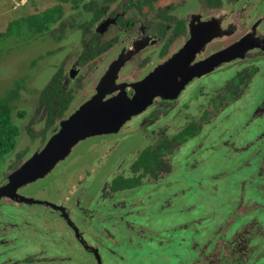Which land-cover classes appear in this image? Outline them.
I'll list each match as a JSON object with an SVG mask.
<instances>
[{"label":"rangeland","instance_id":"374dc122","mask_svg":"<svg viewBox=\"0 0 264 264\" xmlns=\"http://www.w3.org/2000/svg\"><path fill=\"white\" fill-rule=\"evenodd\" d=\"M87 1L76 6L72 0H0V101L12 107L13 120L20 128L15 150L0 163V183L20 162L11 163L16 159V152L27 151L29 156L42 145L45 124L39 94L51 77L60 69L65 72L70 68L81 52L85 38L83 25L91 19L90 12L82 6ZM115 1L96 0V5ZM169 1L181 0H160L159 3L164 5ZM55 6L62 8V14L49 30L37 32L31 27L33 14ZM101 69L98 65H85L79 70L70 84L74 93L73 109L92 94ZM263 81L264 71L251 84L252 96L247 93L249 90L244 92L233 106L236 109L215 117L204 127L202 139L201 132L180 145L173 155L175 176L181 178V186L183 163L189 165L190 173L186 175L192 179L187 192L189 204L183 206L184 194H180L169 200L170 208L166 199H162L155 209L115 212L108 222L112 224V236L100 247L102 264H200L199 246L194 249L191 239L199 235L214 238L220 221L234 219L236 225L248 226L250 234L264 233V132H261L264 117L254 116L257 110L254 102L262 96ZM117 138L120 141L114 148L99 136L79 142L73 151L78 146L84 147V155L74 153L46 178L21 187V194L55 202L56 188H60V193L67 189L57 178L64 164L70 169L78 166L81 173L83 162H87L96 172L90 180L95 185L101 184L106 175L128 163L129 159L121 158L132 156L139 145V137L133 133L122 141L121 136ZM247 139H251V147L240 148L246 145ZM88 153L91 156L87 157ZM99 157L104 160L103 167L98 165ZM71 175L72 171L67 176ZM83 195L81 203L87 204L88 192ZM90 196L91 203L102 204L98 196L91 193ZM96 208L100 211L96 216L98 221L109 219L101 212V205ZM131 219L140 220L142 230L126 222ZM93 222V225L98 223L96 219ZM8 223L17 224L16 228L9 230L5 226ZM184 223L187 228L182 227ZM204 224L207 228L196 231L195 226ZM60 229L63 224L56 212L46 206L18 203L6 197L0 199V236L4 240L0 245V264H98L95 257L80 248L73 257H53L56 250L53 241L62 238ZM37 253L35 260L26 258ZM256 264H264V258Z\"/></svg>","mask_w":264,"mask_h":264},{"label":"flooded vegetation","instance_id":"af4514ba","mask_svg":"<svg viewBox=\"0 0 264 264\" xmlns=\"http://www.w3.org/2000/svg\"><path fill=\"white\" fill-rule=\"evenodd\" d=\"M117 1L114 4L112 2L106 5L95 4L93 9H88L91 19L89 24L83 25L85 38L81 52L70 68L65 72L60 69L55 73H60L62 87L71 91L73 99L74 93L70 89V84L82 67L85 65L102 67L99 76L97 75L99 80L109 64L121 53L126 54L132 46L141 45V48L131 54L122 64L116 78L119 88L114 89L110 94L114 95L122 88L128 96H133L134 85L178 53L191 39L192 32L202 24L208 23L205 26L207 31L216 27L218 32L200 48L191 64L198 63L210 55L224 50L244 36H248L249 49L244 53V57L235 56L223 60L209 72L194 76L176 97H155L144 111L127 121L119 132L98 135L104 139L110 137L105 140L111 148L119 143L120 139L117 138L119 136H121V141L132 133L139 137V145L134 154L121 158L125 161L129 159L128 163L121 170L113 172L110 176L106 175L107 177L103 178L101 184L95 185V181L90 180L89 177L95 175L96 172L94 173L93 166L85 164L87 162H83L81 173L78 172V166L70 169L66 168L67 165L64 164L58 172L57 178L61 183L66 184L67 189L60 193V188H56L55 192L58 193L56 201L48 200L62 209L54 208L45 202L35 203L56 212L58 221L63 224V229L59 231L62 233L61 240L53 241L56 248L53 257H73L80 248L91 254L96 260H98V255L101 259L100 247L105 246V241H109L112 236V224L108 222L117 211L126 209L127 212L136 213L143 209H155L158 207L157 202L162 199H166L167 207L170 208L172 204L169 203V200L180 194H184L183 206L188 205L187 192L192 180L186 176L190 173L189 165L186 162L183 163L184 178L183 186H181V178H178V175L175 176L176 166L173 155L180 145L201 132L200 139H202L204 127L210 124V121L215 117L226 113L227 110L236 109L233 106L238 99L248 90L247 93L250 94L251 84L264 71V0H181L179 3L169 1L164 5H160V0ZM95 9L99 12L97 17H95ZM97 82L90 96L96 92ZM262 83L264 84V81ZM262 89H264V85ZM187 94H189V98L186 97ZM250 95L252 96V93ZM72 103L73 101L67 115L77 108L73 109ZM254 103L257 108L254 116L264 117V91ZM42 116L45 124L44 113ZM59 121L51 128L50 136L59 125ZM191 123L195 125L197 133L176 142L173 150L162 156L157 174H145L142 177V183L136 187L110 190L109 183L114 177L132 175L130 164L137 158L138 152L154 143L159 134L173 137ZM261 132H264V128H261ZM46 135L48 134L43 133L42 145L37 146L35 151L45 145L50 137H46ZM246 141V145L240 148L251 147L253 144L251 139ZM74 153L84 155V147L78 146L63 161L66 163V160ZM15 154L16 159L11 163L18 160L20 162L16 163L13 170L30 156H26L28 155L27 151H19ZM88 156H91V153H88ZM98 160L99 167H103L104 160H101L100 157ZM63 169H65L64 175L61 174ZM70 171H72V175L68 177ZM85 191L88 192L89 202L87 204L81 203ZM18 192L22 193L20 189ZM90 193L98 196L102 204L91 203ZM34 198L47 201L41 197ZM138 202L140 203L137 204ZM99 205H101V212L106 213L109 219L98 221L96 216L100 211L96 206ZM95 219L98 222L97 225H93ZM126 222L132 227L138 226L139 230L144 227L141 226L140 220L131 219ZM236 222L234 219L227 220L225 223L220 221L217 225L218 229L215 230V237L212 239L201 235L191 239L190 244L194 249L199 246L197 252L201 255L198 260L200 264H256V261L264 258V233L260 232L261 235L250 234L248 226L236 225ZM16 225L8 223L5 226L11 230V228H16ZM207 226L204 224L199 227L195 226V228L196 231H199ZM100 227L103 229L102 231L99 230ZM182 227L187 228V224L184 223ZM189 238L187 237V239ZM2 239L3 237L0 236V245L4 244ZM185 239L186 237H183V240ZM68 245H70L69 249ZM38 254L29 255L31 257L26 258L35 260V257L39 256Z\"/></svg>","mask_w":264,"mask_h":264},{"label":"water","instance_id":"95a60500","mask_svg":"<svg viewBox=\"0 0 264 264\" xmlns=\"http://www.w3.org/2000/svg\"><path fill=\"white\" fill-rule=\"evenodd\" d=\"M207 24L198 26L192 32L191 39L178 53L159 65L141 82L135 84L133 96H128L122 88L118 93L110 95L114 89L119 88L116 78L122 64L141 48V45L132 46L126 54L121 53L109 64L98 80L96 92L69 115L60 119L59 125L45 145L26 158L0 184V199L6 197L26 204L45 202L54 208L62 209L55 203L27 197L18 190L48 175L70 155L80 141L93 136L119 132L127 121L144 111L155 97L174 98L194 76L209 72L223 60L235 56L244 57V53L249 49L248 36L242 37L233 45L198 63L191 64L200 48L218 32L216 27L207 31L205 28ZM97 259L98 263L102 264L99 255Z\"/></svg>","mask_w":264,"mask_h":264},{"label":"trees","instance_id":"16d2710c","mask_svg":"<svg viewBox=\"0 0 264 264\" xmlns=\"http://www.w3.org/2000/svg\"><path fill=\"white\" fill-rule=\"evenodd\" d=\"M59 1L67 2L71 0ZM72 1L75 2L76 6H79L83 0ZM95 4V0H88L82 3V6L88 10L93 9ZM61 12L62 8L55 6L35 13L33 14L35 19L31 21V27H35L34 29L37 32L47 31L61 17ZM94 12L95 17H97L99 12L96 9ZM59 74L57 73L51 78L39 96V104L45 119L44 133L48 135H50L51 128L70 111V105L73 101L71 91L65 90L62 87V79ZM20 115H23V113ZM196 133L197 129L195 125L191 123L177 132L173 137L159 134L154 143L138 152L137 158L130 164L132 175L128 177L117 175L114 177L109 183L110 190L116 191L136 187L142 183V177L145 174H157L162 156L170 153L176 142L184 140L187 137H192ZM19 135L20 128L13 120L12 107L8 103L0 101V163L7 154L15 150Z\"/></svg>","mask_w":264,"mask_h":264}]
</instances>
